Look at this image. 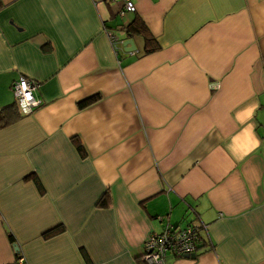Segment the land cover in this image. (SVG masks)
I'll return each mask as SVG.
<instances>
[{
	"label": "crops",
	"instance_id": "obj_1",
	"mask_svg": "<svg viewBox=\"0 0 264 264\" xmlns=\"http://www.w3.org/2000/svg\"><path fill=\"white\" fill-rule=\"evenodd\" d=\"M134 2L0 0V107L41 100L0 129V264H142L167 223L207 231L165 264H264V0Z\"/></svg>",
	"mask_w": 264,
	"mask_h": 264
},
{
	"label": "built area",
	"instance_id": "obj_2",
	"mask_svg": "<svg viewBox=\"0 0 264 264\" xmlns=\"http://www.w3.org/2000/svg\"><path fill=\"white\" fill-rule=\"evenodd\" d=\"M119 1L122 3L121 14L135 11L134 0ZM107 33L113 47L117 48L115 36L111 32ZM210 85L211 88L218 87L216 83ZM38 86V81L26 76H19L11 83L10 89L23 113H29L40 105L41 100L35 94ZM202 231H207V226L203 223H189L183 227L167 223L163 230L148 235L139 259L142 264H165V257L168 254L177 256L194 254L201 244Z\"/></svg>",
	"mask_w": 264,
	"mask_h": 264
},
{
	"label": "trees",
	"instance_id": "obj_3",
	"mask_svg": "<svg viewBox=\"0 0 264 264\" xmlns=\"http://www.w3.org/2000/svg\"><path fill=\"white\" fill-rule=\"evenodd\" d=\"M125 33L127 37H134L137 34H141L144 40V53H149L151 51L159 49L160 45L156 41V38L151 34V32L146 28L143 21L140 20L137 16L132 19L131 22L127 23L125 26ZM95 98H90L83 103L92 102ZM24 113L21 111L18 101L15 99L11 103L0 107V129L14 123L19 118L22 117ZM78 149L82 150V146L80 144L77 145ZM30 177L27 176V178ZM34 182L37 184V187L42 192L43 187L39 182L37 177H32ZM106 195V194H105ZM63 226H59L57 228L52 227L51 229H47L44 233V236L47 237L51 235L55 231H62Z\"/></svg>",
	"mask_w": 264,
	"mask_h": 264
},
{
	"label": "water",
	"instance_id": "obj_4",
	"mask_svg": "<svg viewBox=\"0 0 264 264\" xmlns=\"http://www.w3.org/2000/svg\"><path fill=\"white\" fill-rule=\"evenodd\" d=\"M123 45H124L125 47H129V48H126L127 50L132 51V50L134 49V42H133L132 39H127V40H125V41L123 42ZM127 45H129V46H127ZM190 255L193 256L194 254H190Z\"/></svg>",
	"mask_w": 264,
	"mask_h": 264
},
{
	"label": "rangeland",
	"instance_id": "obj_5",
	"mask_svg": "<svg viewBox=\"0 0 264 264\" xmlns=\"http://www.w3.org/2000/svg\"><path fill=\"white\" fill-rule=\"evenodd\" d=\"M216 84H218L217 82H216ZM211 86V85H210Z\"/></svg>",
	"mask_w": 264,
	"mask_h": 264
}]
</instances>
